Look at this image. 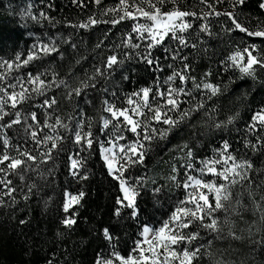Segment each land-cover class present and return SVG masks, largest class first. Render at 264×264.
<instances>
[{
    "label": "snow or ice",
    "instance_id": "snow-or-ice-1",
    "mask_svg": "<svg viewBox=\"0 0 264 264\" xmlns=\"http://www.w3.org/2000/svg\"><path fill=\"white\" fill-rule=\"evenodd\" d=\"M76 2L77 0H73V3ZM94 2L98 4L99 0ZM169 3L172 6L166 8L165 5ZM197 3L201 6L199 11L180 7L179 0H118L115 7L102 13V15L106 12L113 13L111 19L104 20L89 16L87 22H81L78 25L68 22V26L88 29L90 26L106 23L115 27L123 21H131V33L135 35L125 32L121 44L135 51L140 47L135 40H146L144 48L147 54L139 52L135 54L140 57L141 62L156 71L160 70L159 64L154 60L151 50L158 45L163 46L166 38L178 41V46L188 47L189 41L185 34L189 33V30H194L197 32L196 41L190 46L195 50L197 43L204 42V36L212 38L219 35L213 31L209 17L216 19L224 34L238 31L248 38H260V43L264 44V23L249 27L241 22L240 15L237 14L238 12L242 14L246 0H197ZM258 7L264 11V0H258ZM20 16L22 20L27 18L34 23L41 19L51 22L53 19L43 11L39 13V17L33 15L30 10L21 12ZM220 17H224L225 20L221 22ZM193 21L197 22L195 29ZM69 39L70 37L63 42L68 43ZM103 43L101 40L95 48H101ZM120 46V44L116 45V47ZM70 47L75 49L77 45L73 42ZM165 51L170 49L165 48ZM203 51L207 53L206 48ZM53 53L63 58L64 53L54 42H45L37 37L26 57L16 52L11 59H0V69H5L3 73H0V141H2L0 185L3 186V191H0V208L9 207L8 201L11 204L17 203L13 196L16 188L13 186L12 176H19L20 181L24 182L25 172L33 171L39 176L43 175L39 171L37 156L31 154V151L20 150L17 147L15 156L9 154L13 146L10 143V137L4 133V129H11L13 125L22 123L18 105L22 107L31 99L33 93L43 97L41 106L52 108L58 104V101L55 96L47 95L48 90L53 86L57 89L63 87L66 90L64 98L70 102L74 101L78 109L76 115L79 119H76L73 124L63 122L59 116L55 118L54 123H49L48 113L45 114L41 124L35 111L27 113L31 117L32 125L25 128V135L35 142L37 149H42L39 152L40 163L51 160L54 151H64L66 146L63 141L68 140L73 148L78 149L75 156L79 157V159L68 157L69 170L74 177L87 180L89 173L85 171V167L88 157L98 151L99 159L102 161L101 167L106 171L107 176L116 182L118 195L114 201L112 214L117 218L121 217L124 209L128 210V215L132 219L139 218L138 198L141 193L147 194L150 190L153 200L159 202L161 197L166 195L165 189L171 185L176 187L182 185L184 189V198L174 202L173 210L160 227L150 228L147 223L142 225L139 238L134 241V247L128 255H122L113 248L108 256L102 257L97 254L94 264H199L204 256L211 259V264H225L223 260L216 259L215 253L209 251L212 246L211 240L207 241V247L198 242L202 236L209 234H214V239H224L225 228L227 236L231 239L239 241L243 238L234 231V222L231 217L240 216L241 220L244 219L241 210L247 208V204L242 200L245 194L252 204L253 216L259 213V220H253L247 229L249 237L259 234V238L252 239L250 242L254 245L259 244L264 249V176L253 188L254 180L249 176V172L254 167L253 161L247 158L237 159L229 151L228 140L222 139L220 146L212 150V155L204 157H197L195 144L182 141L176 145L179 168L184 170L183 179L179 178L177 164H172L167 185L157 186L156 181L153 180L149 186L145 177L129 175L133 168L144 164L148 153L153 148H158L161 143L169 141L175 131L181 127L189 125L196 127L199 124L202 131L220 130L234 122L238 113L227 116L226 120L217 121L212 115L216 109L208 108L205 103L204 97L211 100L223 91L219 83L206 79L210 72H205L197 81L195 76L189 77L183 72L173 71L165 79L166 86L156 81L155 87L144 86L131 93H125L123 104L116 103L119 97L115 91L110 92L108 86L109 77L124 64V60L115 53L108 54L100 65H94L91 74L85 72L83 78L76 77L75 83L65 79L57 81L55 72H52L51 80L43 79L41 77L44 72L39 70L35 74L26 73V81L20 77H14L17 82L13 83L8 79L14 67L19 71L21 66H27L30 62L42 60L44 57H51ZM131 55V52H124L125 57ZM171 56L175 60L180 53L172 51ZM180 58L187 60L186 57L180 56ZM76 63L79 64L80 60L78 59ZM222 64L225 70L233 68L242 76H247L256 82L257 69L264 72V49L253 40L244 44L243 47H235ZM169 67L172 66L169 65ZM182 67L187 70L190 65L185 62ZM47 71L45 69V72ZM122 78L127 80L128 76L124 75ZM174 78L178 79L177 85L173 84ZM189 79L192 81L191 86L186 87ZM25 84L32 85L31 89L25 87ZM18 86L21 91H16ZM90 91L92 95L89 94ZM194 93H198L200 99H197ZM97 99H99L100 109L103 113H107V116L100 117V124L94 131L92 118L87 117V122L85 121V109L81 104L94 107ZM68 120L72 121L73 117L69 115ZM41 127L48 129V132L52 134L38 135ZM58 129L64 132L70 130L71 135H65ZM247 129L250 132L264 131V106L251 115V123L247 125ZM126 133H131L133 136V139L127 143H125L128 140ZM244 147L253 153H264V137L258 136L255 142L245 137ZM51 171L52 169L49 168L48 172L51 173ZM205 177L209 178L205 179ZM238 184H243V191L234 193L233 189ZM27 188L28 192L24 194L25 201L30 199L33 189L39 191V186L31 180L28 181ZM257 194H259V200L255 199ZM83 196L84 192H80L76 196H71L70 199L66 197L63 203L64 212H68L71 204L78 205ZM18 222L21 226L28 223L23 218ZM60 223L65 229H73L76 224L75 213L62 217ZM101 234L112 247V231L105 227L101 229ZM56 236L59 238L61 233L57 232ZM45 264H54V261L48 260Z\"/></svg>",
    "mask_w": 264,
    "mask_h": 264
},
{
    "label": "trees",
    "instance_id": "trees-1",
    "mask_svg": "<svg viewBox=\"0 0 264 264\" xmlns=\"http://www.w3.org/2000/svg\"><path fill=\"white\" fill-rule=\"evenodd\" d=\"M117 4L118 0H99L98 4L94 0H77L76 3H73V0H0V59H11L16 52L26 57L37 37L45 42H54L64 53L63 58L53 53L51 57H44L42 60L30 62L27 66H21L19 71L14 67L8 79L13 83L17 82L14 77H20L26 81V73L35 74L39 70L44 72L41 77L43 79L51 80L52 72H55L57 81L65 79L75 83L76 77L83 78L85 72L91 74L94 65H100L108 54L115 53L124 60V64L109 77L108 86L110 92L115 91L119 97L116 103L123 104L125 93H131L144 86L155 87L156 81L160 85H165L166 77L173 71L183 72L189 77L195 76L197 81L205 72H210L206 79L219 83L223 91L211 100L204 97L205 103L208 108L216 109L212 115L217 121L226 120L227 116L238 113L234 122L220 130L202 131L199 124L196 127L191 125L181 127L175 131L169 141L161 143L158 148H153L148 153L144 164L133 168L129 175L145 177L149 186L153 180L156 181L157 186L167 185L172 164H177L179 178L183 179L184 170L179 168L176 145L182 141H188L196 145L197 157H204L211 156L212 150L220 146L222 139H226L230 144L229 151L237 159L247 158L253 161L254 167L249 172V176L254 180L252 187L255 188L260 178L264 176V153H253L245 148L244 139L247 137L255 142L258 136L264 137V131L250 132L247 129V125L251 123V115L264 106V72L257 69L258 79L254 82L251 78L242 76L238 70L233 68L225 70L222 61L235 47H243L244 44L253 40L264 49L260 38H248L238 31L224 34L216 19L209 17L213 31L219 35L212 38L204 36V42L197 43L195 50L190 46L196 41L197 32L194 30H189V33L185 34L189 41L188 47L178 46V41L166 38L163 46L158 45L151 50L154 60L159 64L160 70L156 71L141 62L140 57L135 54V52L147 54L144 48L146 40H135V43L140 45L135 51L121 44L125 32L135 35L131 33V21H123L115 27L106 23L90 26L88 29L68 26V22L77 25L87 22L89 16L109 20L114 14L106 12L102 15V13ZM171 6L170 3L165 5L166 8ZM179 6L196 11H199L201 7L197 0H179ZM27 10L37 17L43 11L53 19L51 22L41 19L37 23L27 18L22 20L20 13ZM237 14L240 15L241 22L249 27L264 23V11L259 9L258 0H246L242 14L240 12ZM219 20L223 22L225 18L220 17ZM196 23L193 21L194 29ZM105 33H107L106 36ZM69 37V42L64 43V39ZM101 40L104 42L103 45L96 49L95 45ZM73 42L77 45L75 49L70 47ZM117 44L121 46L116 47ZM165 48H169L170 51L166 52ZM205 48L206 54L203 51ZM172 51H178L180 56L186 57L187 60H182L180 56L173 60ZM124 52H131L132 55L125 57ZM78 59L79 64L76 63ZM185 62L190 65L187 70L182 67ZM45 69L48 71L45 72ZM4 71L5 69H0V73ZM124 75L128 76L127 80L122 78ZM178 83V79L174 78L173 84ZM191 83L189 79L185 86L190 87ZM25 87L31 89L32 85L25 84ZM16 91H21V88L18 86ZM65 91L63 87L57 89L55 86L48 90L47 95L55 96L58 101V104L52 108L41 106L43 97L33 93L31 99L22 107L18 105L22 123L13 125L11 129H4V133L10 137V143L13 146L9 154L15 156L17 147L20 150L31 151V154L37 156L39 171L43 175L39 176L33 171L25 172L24 182L20 181L19 176L11 177L13 186L16 188L13 196L17 203L11 204L8 201L9 207L0 208V264H45L48 260H53L54 264H94L97 254L102 257L108 256L113 248L126 256L134 247V241L139 238L142 225L147 223L150 228L160 227L173 210L174 202L184 198L182 185L180 187L171 185L166 188V195L162 196L159 202L153 200L149 190L147 194L141 193L138 198L140 209L138 219H132L126 209L122 210L123 214L117 218L112 214L114 201L118 195L116 182L107 176L106 171L101 167L102 161L99 159L98 151L88 157L85 167V171L89 173L87 180L74 177L69 170L68 157L72 156L75 159L79 157L75 156L78 149L73 148L68 140L63 141L66 146L64 151H54L51 160L40 163L39 152L42 149H37L35 142L25 135V128L32 125L31 117L27 113L35 111L41 124L46 113L49 114L47 117L49 123H54L55 118L59 116L63 122L73 124L76 119H79L76 115L78 109L74 101L70 102L64 98ZM89 94L93 93L90 91ZM194 94L197 95V99H200L198 93ZM81 106L85 109V121L87 122V117H91L95 131L100 124V117L107 116V113H103L100 109L99 99L96 100L94 107L83 104ZM6 110H8L7 106ZM69 115L73 117L72 121L68 120ZM58 130L64 132L62 129ZM44 133L52 134L48 132V129L41 127L38 135ZM64 134L70 136L71 131L68 130ZM126 136L128 140L125 143L133 139L131 133H126ZM49 168L52 169L51 173L48 172ZM208 178L205 177V179ZM29 180L39 186V191L33 189L30 199L25 201L24 194L28 192ZM0 191H3L2 185H0ZM241 191H243V184H238L233 189L234 193ZM80 192H84L80 203L73 204L68 212H64L63 203L66 197L76 196ZM4 199L8 200L7 197ZM255 199L259 200V194ZM242 200L247 204L246 210H241L244 219L241 220L240 216L231 217L234 222V231L243 237L241 240L237 241L228 237L225 228L224 239H214V234H209L202 236L198 243L207 247V241L211 240L212 246L209 251L215 253L216 259L223 260L225 264H264V249L261 245L250 242L252 239H258L259 234L249 237L247 231L253 220H259V213L253 216L252 204L246 194ZM73 212L76 224L71 230L65 229L60 221L62 217ZM220 215L223 218V214ZM21 218L26 219L28 223L21 226L18 222ZM105 227L113 233L112 247L101 234V229ZM57 232L61 233L59 238L56 236ZM199 264H211V259L204 256Z\"/></svg>",
    "mask_w": 264,
    "mask_h": 264
},
{
    "label": "rangeland",
    "instance_id": "rangeland-1",
    "mask_svg": "<svg viewBox=\"0 0 264 264\" xmlns=\"http://www.w3.org/2000/svg\"><path fill=\"white\" fill-rule=\"evenodd\" d=\"M141 22H143V21H141ZM71 196H72V195H68L67 198L70 199ZM72 205H73V204H71L70 207H71ZM70 207H69V208H70Z\"/></svg>",
    "mask_w": 264,
    "mask_h": 264
}]
</instances>
